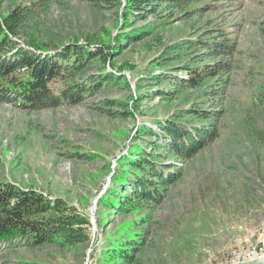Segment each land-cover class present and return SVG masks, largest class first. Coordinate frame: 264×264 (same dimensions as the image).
Returning a JSON list of instances; mask_svg holds the SVG:
<instances>
[{"label": "rangeland", "instance_id": "rangeland-1", "mask_svg": "<svg viewBox=\"0 0 264 264\" xmlns=\"http://www.w3.org/2000/svg\"><path fill=\"white\" fill-rule=\"evenodd\" d=\"M53 1L48 18L29 30L31 39L109 45L119 33L121 20L114 10L100 11L85 0ZM204 4L217 6L198 24L211 20L225 25L238 42L220 136L183 165L181 178L149 211L115 215L99 201L118 173L120 159L136 143L147 144L137 139L139 128L146 125L157 131L158 121L195 106L208 108L203 92L213 81L197 89H179L173 97L155 96L159 89L172 90L159 78L180 64L166 61L176 56L169 48L191 35L196 18L163 26L146 41L130 45L113 62V69L122 68L126 80L79 106L35 112L0 104V183L62 198L90 221L86 244L64 249L2 246L0 264H101L105 245L121 238L123 227L130 233L147 231V244L136 264H224L231 252L262 241L264 0H196L187 10ZM104 100L125 107H104ZM126 111L132 114L121 115ZM143 216L148 224L133 228Z\"/></svg>", "mask_w": 264, "mask_h": 264}, {"label": "trees", "instance_id": "trees-1", "mask_svg": "<svg viewBox=\"0 0 264 264\" xmlns=\"http://www.w3.org/2000/svg\"><path fill=\"white\" fill-rule=\"evenodd\" d=\"M85 1L100 11L114 10L119 16V33L109 45L31 39L29 30L48 18L54 1L38 0L27 6L18 0H0V104L35 112L79 106L126 80L122 68L113 69V62L130 45L146 41L163 26L196 18L191 35L169 48L176 56L166 61L180 64L159 79L168 81L172 90L159 89L155 96L173 97L179 89H197L213 81L203 92L208 108L195 106L178 117L158 121L157 131L146 125L139 128L137 139L147 144L136 143L120 159L118 173L99 201L115 215L149 211L181 178L183 165L219 138L238 42L225 25L217 26L211 20L198 24L217 4L187 10L196 0ZM151 17H155L154 22L149 21ZM101 104L125 107L114 100ZM128 114L132 113H121ZM189 118L202 123L186 120ZM147 224L143 216L133 228ZM89 225L90 221L62 198L51 199L15 183H0V248L13 244L75 248L89 242ZM147 240L146 230L130 233L123 227L121 238L105 245L101 264H136Z\"/></svg>", "mask_w": 264, "mask_h": 264}, {"label": "built area", "instance_id": "built-area-1", "mask_svg": "<svg viewBox=\"0 0 264 264\" xmlns=\"http://www.w3.org/2000/svg\"><path fill=\"white\" fill-rule=\"evenodd\" d=\"M264 264V238L246 250H235L224 259V264Z\"/></svg>", "mask_w": 264, "mask_h": 264}, {"label": "bare ground", "instance_id": "bare-ground-1", "mask_svg": "<svg viewBox=\"0 0 264 264\" xmlns=\"http://www.w3.org/2000/svg\"><path fill=\"white\" fill-rule=\"evenodd\" d=\"M254 245H256V244H254ZM251 246H252V245H251ZM251 246H248L247 248H245V249H243V250H246V249L250 248Z\"/></svg>", "mask_w": 264, "mask_h": 264}, {"label": "water", "instance_id": "water-1", "mask_svg": "<svg viewBox=\"0 0 264 264\" xmlns=\"http://www.w3.org/2000/svg\"><path fill=\"white\" fill-rule=\"evenodd\" d=\"M256 264H260V263H256Z\"/></svg>", "mask_w": 264, "mask_h": 264}]
</instances>
